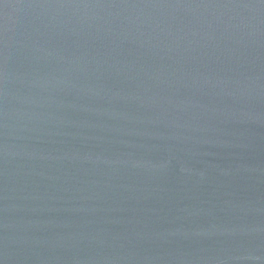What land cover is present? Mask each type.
I'll use <instances>...</instances> for the list:
<instances>
[{
    "label": "water",
    "instance_id": "95a60500",
    "mask_svg": "<svg viewBox=\"0 0 264 264\" xmlns=\"http://www.w3.org/2000/svg\"><path fill=\"white\" fill-rule=\"evenodd\" d=\"M0 264H264V0H0Z\"/></svg>",
    "mask_w": 264,
    "mask_h": 264
}]
</instances>
